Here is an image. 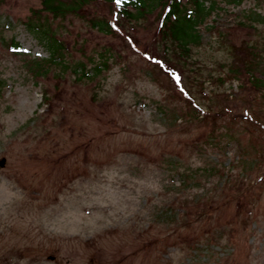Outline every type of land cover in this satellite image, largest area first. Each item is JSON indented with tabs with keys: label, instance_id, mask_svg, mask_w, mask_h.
Wrapping results in <instances>:
<instances>
[{
	"label": "rangeland",
	"instance_id": "rangeland-1",
	"mask_svg": "<svg viewBox=\"0 0 264 264\" xmlns=\"http://www.w3.org/2000/svg\"><path fill=\"white\" fill-rule=\"evenodd\" d=\"M205 1L179 60L161 6L0 0V264H264V0Z\"/></svg>",
	"mask_w": 264,
	"mask_h": 264
},
{
	"label": "trees",
	"instance_id": "trees-1",
	"mask_svg": "<svg viewBox=\"0 0 264 264\" xmlns=\"http://www.w3.org/2000/svg\"><path fill=\"white\" fill-rule=\"evenodd\" d=\"M95 1L113 3L116 5L118 13L131 22L145 19L152 10L161 6L162 11L158 13L159 19H161L159 27L160 37L162 42L165 43L167 50L169 52L174 51L173 53L171 52L172 55L176 53L179 60L187 58L192 47L202 41L203 34L199 27L205 22V16L215 11V1L206 4L207 1L205 0H119V2L117 0H41V7L33 10L32 15L40 18L45 13L55 19H63L69 14L77 15L86 5ZM235 1L238 2V0ZM254 14H256L255 20L261 18L259 13ZM89 22L91 27L103 33H111L114 30V24L102 17L92 18ZM33 28L35 27L32 26L30 29L32 32H34ZM36 35L42 44H47L48 39L45 33L40 35L36 33ZM56 47L61 46L59 44L54 45V48ZM252 56L256 57V52ZM256 60V58L252 59L257 69L259 61L256 62ZM161 61L163 62L164 59H161ZM107 64V57H105L100 63L95 65V71L99 72ZM249 66L251 71L254 70L253 65L250 64ZM82 67H84V63L76 65L75 72ZM174 67L177 66L175 65ZM232 70H234L233 73L236 76L238 69L233 68ZM87 74L88 71L83 76L86 77ZM262 74L264 73L261 72V76L256 79L257 86L258 84L264 85V76Z\"/></svg>",
	"mask_w": 264,
	"mask_h": 264
},
{
	"label": "water",
	"instance_id": "water-1",
	"mask_svg": "<svg viewBox=\"0 0 264 264\" xmlns=\"http://www.w3.org/2000/svg\"><path fill=\"white\" fill-rule=\"evenodd\" d=\"M4 164H5V160L3 159V160L0 161V165L3 166Z\"/></svg>",
	"mask_w": 264,
	"mask_h": 264
},
{
	"label": "snow or ice",
	"instance_id": "snow-or-ice-1",
	"mask_svg": "<svg viewBox=\"0 0 264 264\" xmlns=\"http://www.w3.org/2000/svg\"><path fill=\"white\" fill-rule=\"evenodd\" d=\"M117 2H119V0H117Z\"/></svg>",
	"mask_w": 264,
	"mask_h": 264
}]
</instances>
